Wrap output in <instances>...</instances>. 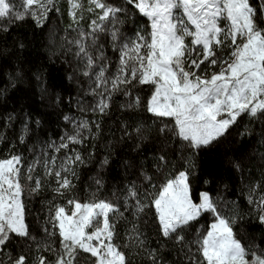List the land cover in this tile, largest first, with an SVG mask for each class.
<instances>
[{
	"label": "snow or ice",
	"instance_id": "1",
	"mask_svg": "<svg viewBox=\"0 0 264 264\" xmlns=\"http://www.w3.org/2000/svg\"><path fill=\"white\" fill-rule=\"evenodd\" d=\"M68 3L74 24L83 18L78 15L80 12L97 13V19L89 26L91 30L77 29V38L70 41L76 47L82 75L90 82L87 94L95 98L92 112L106 114L113 96L123 94L128 102L122 107H146L163 123L162 133L171 132L193 153L225 136L242 115L264 114V25L260 23L264 21V4L257 9L251 0H126L148 19L150 29L147 34L137 32L135 39L127 40L117 27L118 14L126 9L107 0H87V9L83 0ZM52 7L54 0H19L18 4L0 0V20L20 21L30 16L39 24ZM102 33L110 36L114 50L119 52L111 73V62L98 44V34ZM225 48L231 49L228 56H219ZM215 67L219 71L208 75ZM145 87L151 93L146 103L138 94L133 99L134 90ZM95 123L99 129V122ZM135 131L139 134L141 129ZM91 132L89 121H80L58 145H49L56 153L64 151L63 156L45 152L26 168L21 155L0 158V253L14 234L35 242L37 253L50 252L54 256V260H48L38 254L29 261L24 254L15 258L9 255L7 261L0 259V264H79L80 253L90 254L95 258L94 264H129L128 255L115 243L116 221L124 219V212L118 204L98 199L95 194L85 202L75 197L68 199L66 205L50 202L48 222L58 230V249L51 242L36 241L26 224L25 193H39L46 181L51 187L53 179L56 186L52 191L57 196L63 198L71 193L73 180L78 178L76 169L85 163L80 151L71 146L83 145L89 138L85 133ZM20 140L24 142L23 136ZM160 160L167 164L164 156ZM107 163L105 158L102 165ZM186 163L185 170L165 176L157 192L144 194L149 203L144 202L135 185L128 189L124 211L130 200L135 201L132 215L136 220L128 230L130 243L123 248L145 250L138 221L146 208H154L162 236L174 237L178 243L185 241L183 232L193 222L209 214L212 220L207 229H197L190 242L195 249L189 247L190 264H264V248L245 246L237 238L233 229L237 217L224 215L219 197L201 192L199 202H194L190 176L195 165ZM39 167L43 168V176L35 175ZM145 179L151 181V177ZM96 183L100 186L102 182ZM257 188L250 189L247 202L264 224V192H257ZM44 231L49 237L57 234L47 228ZM147 259L158 264L154 250H147Z\"/></svg>",
	"mask_w": 264,
	"mask_h": 264
},
{
	"label": "trees",
	"instance_id": "2",
	"mask_svg": "<svg viewBox=\"0 0 264 264\" xmlns=\"http://www.w3.org/2000/svg\"><path fill=\"white\" fill-rule=\"evenodd\" d=\"M12 3L18 4L19 0H12ZM107 3L126 9L125 12L118 14L120 23L117 27L123 39L132 40L135 39L137 32L147 34L150 30L148 19L128 5L126 0H107ZM251 3L259 9L258 0H251ZM83 5L84 9H87V0H83ZM78 15L83 18L78 24H74L69 16L68 0H54V7L39 24L30 16L20 21L7 18L0 20V32L10 29L30 55L29 80L23 92L0 83V138H2L0 158H6L9 154L21 155L24 157L26 168L34 159L41 158L42 153L45 152L49 156L61 157L65 154L64 151L56 153L49 147L50 144L58 145L63 137L74 132L76 125L82 120H88L92 129L91 134L85 133L89 138L83 145L71 146L80 151L85 161L76 169L78 178L73 180L75 187L71 193L63 198L57 196L52 191L56 186L54 179L51 181V187L46 181L45 187L39 193L32 195L25 193L24 199L28 206L26 224L30 235L35 237L36 241L51 242L52 247L58 249V230L53 229L48 222L50 202L66 205L67 200L73 197L85 202L95 194L98 199L110 200L118 204L124 212V219L116 221L115 243L121 245V250L128 255L129 264H151L147 259V250L156 252L158 264H190L189 247L195 250L190 242L194 239L197 229L202 226L203 229H207L212 220L209 214H204L198 222H193L190 229L183 232L185 241L178 243L174 237L168 239L162 236L154 208H146L138 221L142 232L141 238L145 241V250L136 247L123 248L125 243H130L127 239L128 230L136 220L132 215L135 201L130 200L128 210L124 211V199L128 189L135 185L141 193V198L144 199L145 193L151 194L159 190V185L164 182L165 176L185 170L186 162L195 165L194 169H191L190 176L194 202H199L201 192H208L212 197L220 198L218 203L224 215L237 217L233 227L247 214L252 225L264 228V224L258 221L247 202L250 189L254 186H258L257 192H264V114L256 117L242 115L225 136L193 153L171 132L162 133L160 128L163 127V123L149 114L146 107L139 109L122 107L128 102V98L123 94L113 96L106 114L92 112L91 107L95 103V98L87 94L90 86L88 78L84 76L85 83L66 81L59 75L55 64L56 45L69 42L74 27L90 31L91 22L97 19V13H89L86 10ZM260 23L264 25L263 21ZM108 27L110 29L111 25ZM230 51L231 49L225 48L218 55L227 57ZM113 53L119 57L114 45ZM115 67L110 73L115 71ZM218 68L212 70L217 71ZM50 83L55 84L52 89H48ZM69 83L76 84L71 87ZM135 94L140 95L146 103L151 93L145 87L143 90L135 89L133 99ZM109 120H126L136 129L140 128L145 137L144 146L148 149H158L161 151V156L165 157L166 165L160 158L151 163L150 182L127 178L111 185L98 186L96 181L83 180L93 171L89 159L97 148L102 123ZM95 122H99V129L96 128ZM22 136L23 143L20 140ZM43 174V168L39 167L35 175L43 176ZM25 183L29 182L25 181ZM153 185L157 187L154 189ZM144 202L149 203L147 199H144ZM245 202H247L246 206ZM46 228L49 232L57 231V234L47 236L44 231ZM262 248H264V238ZM20 254L28 256L29 261L38 254L46 256L48 260H54L50 252L37 253L36 244L32 240L13 234L0 253V259L7 261L9 255L15 258ZM94 259L90 254L80 253L79 264H94Z\"/></svg>",
	"mask_w": 264,
	"mask_h": 264
},
{
	"label": "rangeland",
	"instance_id": "3",
	"mask_svg": "<svg viewBox=\"0 0 264 264\" xmlns=\"http://www.w3.org/2000/svg\"><path fill=\"white\" fill-rule=\"evenodd\" d=\"M258 2L260 5L264 4V0H258ZM77 29L89 32L74 27L70 41L77 38ZM98 36V44L102 46L105 56L111 62L109 65L110 71L118 63L119 57H116L113 53L110 36L105 33L98 34ZM70 41L56 45V68L59 75L65 78L66 81L85 83L86 79L82 75V65L75 54L76 47ZM93 54H96L95 49H93ZM29 59L30 55L10 29L0 32V83L23 92L29 80ZM212 71L210 69L207 74L210 75ZM218 71L219 68L216 72ZM73 84L76 83H69L71 87ZM53 86L55 84L50 83L48 89H52ZM135 129L126 120H109L102 123L97 148L89 159V162L93 165V171L83 178L85 182L100 180L103 185H111L127 178H134L141 182L148 181L145 176L150 177L149 168L151 163L161 157V151L146 148L144 146V135L141 132L138 134ZM105 158H107L108 163L102 165ZM246 204L247 202L244 203L245 206ZM233 229L237 234V238L245 246L259 245L262 248L264 228L252 225L247 214L237 222Z\"/></svg>",
	"mask_w": 264,
	"mask_h": 264
}]
</instances>
